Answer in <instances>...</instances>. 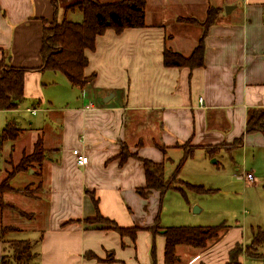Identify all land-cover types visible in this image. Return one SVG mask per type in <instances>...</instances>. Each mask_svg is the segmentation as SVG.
I'll return each instance as SVG.
<instances>
[{
    "label": "crops",
    "instance_id": "obj_1",
    "mask_svg": "<svg viewBox=\"0 0 264 264\" xmlns=\"http://www.w3.org/2000/svg\"><path fill=\"white\" fill-rule=\"evenodd\" d=\"M74 2L54 8L49 0H0V61L27 70L24 99L17 109L0 111V130L14 112L32 116L42 112L50 119L43 124L33 119L28 126H19L17 138L5 142L0 152V156L8 152V143L10 150L13 143L18 147L27 143L32 152L41 138L46 192L42 198L0 195V225L11 227L6 233L10 237L0 238V264L10 263L4 258L8 254L4 244L12 240L33 242L36 256L30 264H164V238L146 230L159 217L149 204L161 202L160 195L153 191L145 200L137 193L145 185L142 163L131 157L120 163V146L127 145L131 154L163 163L168 177L184 155L182 145L187 144L193 153L181 165L178 179L206 189L221 185L222 175L209 167L221 152L230 156L255 144L264 148L263 133H246L248 111L264 109V0H146L144 27L120 33L107 29L96 37L94 48L85 51L84 76L94 78L82 89L74 88L59 72L39 70L44 21L66 19V13L79 14L78 10L65 12ZM226 6H233L228 14ZM209 9L218 12L203 38V65L165 67V50L184 57L192 53L203 35L200 24ZM57 85L62 86L56 90L58 94H45L47 88ZM54 95L65 104L48 106ZM210 147L216 149L212 156L205 150ZM72 149L85 153L86 165L76 164ZM30 169L31 175L36 174ZM247 173L253 179L245 180L241 174L243 185L256 187L258 180L251 171ZM89 194L102 217L119 227L141 228L134 241L103 229L100 223L86 222L95 215ZM29 201L44 205L42 222L34 237H11L29 228L28 223L10 222L14 212L26 210L18 205ZM4 209L12 213L3 214ZM5 218L9 221H3ZM181 223L159 221L160 227ZM253 235L247 239L241 227H232L203 248L177 245L176 264H226L235 243L243 247L239 264H264L258 246L252 252L257 255L254 258L245 252ZM108 257L111 262L102 261Z\"/></svg>",
    "mask_w": 264,
    "mask_h": 264
},
{
    "label": "trees",
    "instance_id": "obj_2",
    "mask_svg": "<svg viewBox=\"0 0 264 264\" xmlns=\"http://www.w3.org/2000/svg\"><path fill=\"white\" fill-rule=\"evenodd\" d=\"M51 5L56 8L57 0H49ZM146 0H120L115 2H98L97 0H80L72 5L66 6L65 12L78 10L81 12L82 19L80 21H70L65 18L51 22L44 21L42 27V38L40 57L42 64L39 70H48L63 74L68 82L79 89L93 80L94 76H84V68L87 65L85 56L86 50L94 48L95 39L103 34L107 29H112L116 33H120L128 28H141L144 23V8ZM218 9H209L207 11L206 20L200 25L204 28L203 35L198 39L197 45L188 57L180 54L164 51L163 65L165 67H189L196 68L203 65V38L207 28L214 22ZM184 22L196 23L192 19H183ZM26 69L16 68L9 64L8 60L0 61V111H12L18 108L24 99V74ZM21 129L15 120H9L0 130V152L5 142L14 141ZM263 133L264 134V109H250L246 120V133ZM241 143V139L238 144ZM186 146V147H185ZM121 151L118 154L120 163L128 158H134L142 163L144 169L145 185L137 189V193L147 200L153 191L159 193L160 198L168 190H178L182 185L196 190L198 193L207 192L202 187L192 186L182 183L178 179V173L183 162L193 153V147L187 144L182 147L187 150L178 162L174 172L170 178H166L164 174L163 163H154L148 159L141 158L137 154H130L126 151L122 144ZM158 149L163 148L156 145ZM206 153L212 156L215 147L206 148ZM45 150L43 148L41 138H37L33 145V151L28 156H22L19 163L14 167L12 175L4 178L0 182V195L4 193L24 192L27 193L28 188L14 189L10 185V180L15 174L25 171L30 164L40 165L44 158ZM171 179V180H170ZM170 180V181H169ZM175 181V182H174ZM39 187V185H38ZM92 204L95 208L96 219H86L89 224L100 223L103 229H111L120 236L129 237L135 240L136 234L141 230L139 227H119L108 218L102 217L97 209L96 200L93 195L89 194ZM12 208V207H11ZM21 216H25L22 211L17 210ZM227 227L217 226H178V227H160L159 217L154 220V225L147 228L152 235H160L164 238V264H176L175 248L177 245H191L203 248L208 242L219 237L221 232ZM11 228L0 225V238ZM263 236L253 235L251 243L256 246L261 244ZM10 246V253L5 259L8 263L14 264H30L36 254L32 252L33 243L29 240H12L7 242ZM237 246V245H236ZM234 246L229 251V259L233 264H238L237 259L242 250L241 246ZM154 246L152 245L150 255L154 259ZM87 256V255H86ZM88 256H93L88 254ZM103 262H111L110 257L102 260ZM9 263V264H10Z\"/></svg>",
    "mask_w": 264,
    "mask_h": 264
},
{
    "label": "rangeland",
    "instance_id": "obj_3",
    "mask_svg": "<svg viewBox=\"0 0 264 264\" xmlns=\"http://www.w3.org/2000/svg\"><path fill=\"white\" fill-rule=\"evenodd\" d=\"M68 1L69 3L74 2V0H58L57 4L60 3L59 5L63 6L65 4H68ZM110 1L115 2L116 0ZM78 13L79 14H77V12H74V14L66 13V19L76 22L80 21L82 19V15L81 12ZM205 20L203 19L202 23ZM200 21L201 20L198 19V23H201ZM56 87L57 88H47L45 90V94H49L50 96L51 93L58 94L60 91L56 90L61 89L62 86L60 87V85H57ZM54 98L55 99H52L51 103L48 106L51 105V107L55 108L64 105V102H66L64 99L58 98V95H56V97L54 95ZM8 120H15L17 122V125L20 127L28 126L29 122H32V120L33 122L38 120V123L41 124H43L44 122H50V119L48 120L47 114L40 112L35 116H32L24 111L12 113L11 119ZM26 145L28 144L22 143V145L18 147L15 143H13L11 146V150L9 149V143L5 146V150L7 149L8 152L3 153L0 156V158L3 159L0 162V169L2 172V174L0 175V180L6 178L7 174L8 177L12 175L14 167L19 163L22 156H28L32 153L31 147H29V145ZM124 146L126 148V151L130 153L129 147L127 145ZM183 149L185 151L187 150L184 147ZM213 159L209 160L210 163H212ZM216 160L217 162L210 164L209 167L222 175L220 187H213L212 189L203 188L207 192L198 193L196 190L189 188V186L182 185L179 187L181 188V191H166L160 198L161 202H159V199L156 200L154 205L151 202V204H149V208L150 206L151 208H156V213L159 214L160 224H162V222H182L181 224H169L166 226L185 225L204 227L224 224L227 228L241 227L243 236H246L247 239L254 233L257 236L262 235L263 238L261 244L257 247L255 243L248 242L249 244L247 245V247H245V252H248L247 254H249V256H252L251 258H254L257 255L253 254L252 252L255 251V247H257L256 250L264 255V148L255 144L246 148L244 152L241 149H237L235 152L231 153L230 156L225 152H221L218 156H216ZM43 163H45L44 158L40 165L30 164V167H28L26 171H24L23 173H19V177L11 181L12 187H15L17 189L28 188L27 193L14 192L15 194L27 195L32 198H42L43 196H46L45 189L43 188ZM29 168H32L36 174L31 175V169L28 170ZM248 171H251L253 173L255 180H258V185L256 187L249 186L247 184L243 185L242 178L247 180L245 176ZM241 174L243 175L242 178L240 177ZM170 177L171 176H168L166 178ZM18 206H20V208H26V210L23 211L25 216L20 217V214H15L14 212L12 214L10 222L18 225L28 223L26 226H28L29 228L26 229L25 232H20L19 234L15 233L11 235V237H34L35 234H33V232L40 226L43 219L40 212L45 209L44 205H38L36 202L29 201L26 205ZM195 208H198L197 213H194ZM9 211L11 210L4 209L3 214L12 213V211ZM88 219L98 220L96 215ZM4 220L5 222L9 221L7 218L3 219V221ZM195 221H200V223H193ZM6 233L3 235L4 239H8L10 237ZM30 242L33 243L32 241ZM236 245L238 246L239 244L235 243L234 246ZM240 246L242 250L243 247L242 245ZM4 251L6 253H10V246L8 245V243L4 244ZM32 252H34V249L32 250ZM247 261L251 263L250 260ZM237 263L239 264V262ZM226 264H233V262L230 261V263Z\"/></svg>",
    "mask_w": 264,
    "mask_h": 264
},
{
    "label": "built area",
    "instance_id": "obj_4",
    "mask_svg": "<svg viewBox=\"0 0 264 264\" xmlns=\"http://www.w3.org/2000/svg\"><path fill=\"white\" fill-rule=\"evenodd\" d=\"M201 100V99H200ZM28 112L32 113V114H35L36 113V110L35 109H27ZM72 154L74 155L75 157V161H76V164L78 166H84L87 164V156L85 155V153L80 150V149H72ZM246 179L248 180H252V176L251 174L247 173L246 174Z\"/></svg>",
    "mask_w": 264,
    "mask_h": 264
},
{
    "label": "water",
    "instance_id": "obj_5",
    "mask_svg": "<svg viewBox=\"0 0 264 264\" xmlns=\"http://www.w3.org/2000/svg\"><path fill=\"white\" fill-rule=\"evenodd\" d=\"M232 8H233V6H226V7L224 8L225 13L228 14V13L232 10ZM194 212H198V208H195V209H194Z\"/></svg>",
    "mask_w": 264,
    "mask_h": 264
}]
</instances>
